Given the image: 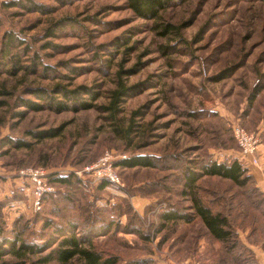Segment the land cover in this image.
<instances>
[{"label":"rangeland","instance_id":"rangeland-1","mask_svg":"<svg viewBox=\"0 0 264 264\" xmlns=\"http://www.w3.org/2000/svg\"><path fill=\"white\" fill-rule=\"evenodd\" d=\"M11 2L24 7H8ZM30 3L52 11H30L25 8ZM162 18L174 25L190 23L181 35L162 38L152 32L153 23L137 19L124 0H0L4 238L13 240L18 230L22 239L44 243L47 237L41 235L51 234V230H41V222L33 223L37 213L31 210L30 184L19 176L21 170L42 168L48 174L70 175L80 181L79 186L67 189L52 185L53 193L67 192L72 198L88 200L87 211L93 213L107 210L100 227L109 224L110 216L118 221L106 236L91 231L94 249L104 256H118V264H216L214 254H205L210 246L198 221L157 231L158 215L168 208H190L189 197L182 195L186 167H196L203 158L239 157L232 127L239 125L257 134L259 146H264V0H177ZM64 19L75 24L48 37L47 31ZM8 33L24 42L8 54L12 65H7L9 59L3 60L1 52ZM47 43L58 50L46 48ZM165 46L173 47L172 51L163 53ZM33 56L37 57L35 65L30 60ZM17 58L24 69L12 75L9 71L14 72L11 68ZM44 67L49 68L47 72ZM134 67L137 71L128 75ZM224 72L230 74L219 78ZM57 84L84 87L99 97L93 108L77 113L30 111L21 106V100L39 102L31 90L48 92ZM121 84L131 88L130 95L116 105L118 112L113 115L105 108ZM47 131L57 136L37 140L29 135ZM15 140L29 147L16 148L10 143ZM105 154L111 155L114 167L136 154L157 161L154 168L116 166L120 185L100 189L101 182L85 169ZM197 186L202 200L214 211L226 213L236 230L248 228L240 233L248 246L247 225L258 215L248 208L243 191L216 178H202ZM130 191L138 196L131 197ZM133 197L146 198L142 215L135 212ZM56 203L63 208L54 204L46 208L58 207L65 218L78 222L85 218L72 199L60 196ZM134 214L141 220L133 218ZM130 219L132 224L124 231ZM3 248L8 252L9 247ZM213 248L215 253L221 247L213 244ZM50 249L27 256L24 264L39 262ZM0 262L22 260L6 254ZM68 264L83 263L75 258Z\"/></svg>","mask_w":264,"mask_h":264},{"label":"trees","instance_id":"trees-1","mask_svg":"<svg viewBox=\"0 0 264 264\" xmlns=\"http://www.w3.org/2000/svg\"><path fill=\"white\" fill-rule=\"evenodd\" d=\"M124 1L126 8L132 12L137 19L151 21L153 23L151 30L158 37L170 38L171 35L179 36L181 35V31L189 26L190 22L188 21L180 25H174L166 22L162 18L163 13L173 4L175 5L177 0ZM29 5L30 7L25 6V8L29 9L30 11H39L42 14L47 13V11L48 13L52 11V9L45 10L42 6H38L33 3H30ZM7 6L24 7L23 4H20L19 2H11L10 4H7ZM70 20L71 19H64L59 24H57L55 28L49 29L46 35H48V37H54L56 31H61L62 29L68 28L69 26L73 27L75 23H72V20ZM23 43L17 38V36H15V34H6L2 44L1 52L3 53V60L9 59L7 60V65H12L11 62H13V59L11 60L8 54L11 53L12 49L23 46ZM45 45L46 48L51 47L58 50V47L53 46V44L47 43ZM162 49L163 53H166L169 50L172 51L173 47L165 46ZM27 50V48H24V51ZM18 55L16 54L14 57ZM36 59V56H33L30 59L33 62L32 64L35 65L34 62H36ZM18 63H20V61L17 58L14 60V66L11 68L14 72L9 71V73H13L12 75H14L16 73L15 71L24 69L19 67ZM48 69L49 68L44 67L46 72ZM135 71H137L136 67L132 68L128 72V75L134 73ZM229 74L230 72H224L219 78H223ZM130 90L131 88L125 87L121 84L119 89L114 92L115 96L112 103L105 109L110 111L113 115L117 113L118 109L116 105L121 103L123 98L130 95ZM30 93L36 97L39 102L21 100V106L30 111L49 110L57 114L69 111L77 113L79 111L89 110L94 107L93 103L99 97L97 92L85 89L84 87L69 89L59 84L54 86V88L48 92L43 89H34L31 90ZM56 95H58L60 98H56ZM82 95L87 96V98H84ZM29 135L33 136L37 140L57 136L54 131L39 132L37 134L30 133ZM10 143L14 144L16 148L29 147L27 142H22L20 140L10 141ZM237 151L239 153L238 147ZM155 161H157L156 158L150 157L148 155L141 156L136 154L128 157L125 160H120L119 162L115 163V167L118 166L127 169L137 167L154 168L156 165ZM195 164L196 167L189 166L182 171V186L184 188L182 190V195L189 197L191 201L190 208L184 211L175 208H168L161 212L158 215L159 226L157 227V231H161L164 228H168L169 226H177L179 223L190 225L198 221L204 229L203 237L207 240V242H209L207 246H210L207 251L205 248V254H207V256L214 254L217 260L216 264H258L255 254L252 252L250 247L259 246L264 251V193L257 187L254 177L249 174L247 166L240 158V154L239 157L234 156L230 160L223 161H213L210 158H203L201 162H197ZM202 178H216L224 180L230 182L232 185L243 191V195L249 203L248 208L256 212L258 215L257 218L251 219L252 221L247 225L250 227V231L247 233L245 238L248 246L243 244L240 239V233L248 231V228L239 227L240 229L236 230V227L232 225V222L226 213L214 211L199 196L197 183ZM48 182L51 185L64 189L80 185V181L73 178V176H60L56 173H51L48 175ZM108 185L110 184L107 182H101L100 189H104ZM128 194L131 197L138 196L131 191L128 192ZM60 196L66 197L67 199H72L74 203H76L79 212L85 217L81 222L68 217L65 218V216L62 214V211L59 209H62L63 207L56 203V199ZM72 197L75 196H72L71 193L68 195L67 192H63L61 195H59L58 191L55 192V194H48L43 197L42 204L44 205V209L35 215L36 218L33 220V223L38 224L41 222V230L44 232L46 230H51V234L49 236H44L43 234L41 235V238L47 237V240L44 243L35 242L33 240H29L30 242H28L25 239H22V233L18 230H15V237L13 240L4 238L2 236L4 233V225L1 220V211L3 209L4 203L0 201V257L5 256L6 254H11L22 260V262H0V264H24L26 262L27 256L37 255L50 248L51 249L48 251V254L43 258H40L38 260L39 262L35 264H46L51 262H55L57 264H68L75 258H78L83 264H118L120 261L118 256H104L102 253L97 252L94 249L91 238V231L96 232L95 230H98L97 233L102 234V236L108 235L114 225H119L118 221L116 220L114 222V220H111L110 216V218H108L110 219L108 220L109 224L100 227V225L103 224L102 217H105V212H107V210L98 209V211L96 210L97 213H93L95 210L91 212L87 211L86 207L89 203L88 200L83 201L82 199H76ZM74 199L79 202H76ZM48 204L57 205L59 208L55 206H53V208H46ZM89 208L94 209V206L91 205ZM113 212L119 211L114 210ZM119 214L116 217H119ZM241 215L244 217V219H246L244 214ZM132 217L139 221L141 220V218L136 214H134ZM100 219L102 222H100ZM131 224L132 220L130 219L123 230L129 229ZM244 224L246 223L244 222ZM144 237L148 240V236ZM51 242L52 244L49 245ZM213 244L219 245L221 247L215 253ZM3 246L9 247L8 252L6 248H3Z\"/></svg>","mask_w":264,"mask_h":264},{"label":"built area","instance_id":"built-area-1","mask_svg":"<svg viewBox=\"0 0 264 264\" xmlns=\"http://www.w3.org/2000/svg\"><path fill=\"white\" fill-rule=\"evenodd\" d=\"M233 139L239 149L241 160L248 166H259L258 135L248 132L241 126L232 127ZM85 172L98 182H107L110 185H120V178L115 170L110 154L102 156L95 164L85 169ZM48 173L42 168L21 170L19 176L30 184L31 210L38 213L42 210L43 197L52 194L54 187L48 182ZM78 175V174H77ZM168 264H177L169 261Z\"/></svg>","mask_w":264,"mask_h":264},{"label":"crops","instance_id":"crops-1","mask_svg":"<svg viewBox=\"0 0 264 264\" xmlns=\"http://www.w3.org/2000/svg\"><path fill=\"white\" fill-rule=\"evenodd\" d=\"M260 148V150H259ZM258 158H259V166L262 167L259 168L256 171V168H252L254 166H248L247 168H252L249 172L250 175H252L257 183V187L264 193V146L260 145L258 147ZM131 203L137 207H134L135 212L138 214H143L145 211V207L147 205V201L145 199H142L140 197H133L131 198ZM255 257L257 259L258 264H264V251L259 246H253L252 248Z\"/></svg>","mask_w":264,"mask_h":264}]
</instances>
